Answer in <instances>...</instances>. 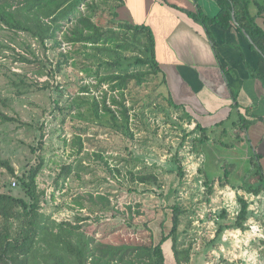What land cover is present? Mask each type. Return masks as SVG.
<instances>
[{
    "label": "rangeland",
    "instance_id": "obj_1",
    "mask_svg": "<svg viewBox=\"0 0 264 264\" xmlns=\"http://www.w3.org/2000/svg\"><path fill=\"white\" fill-rule=\"evenodd\" d=\"M108 6L115 7L112 2L105 5L106 18L115 11L116 18L125 21L118 18L117 8L110 10ZM27 44L34 55L26 48ZM69 48L70 45L63 44L60 49ZM57 50L50 41L41 45L26 33L15 34L0 27V111L15 119L0 120V153L17 175L44 157L45 164L37 177L38 188L44 191L41 213L50 221L73 220L77 213L72 209L73 199L77 194L107 193L116 207L126 211L125 216L127 206H133V221L138 225L129 226L124 216H112L111 212H93L90 219L80 222L86 234L114 242H149L150 237L158 242L162 233H168L171 228V205L178 203L183 210L179 247H191L189 264H264V191L253 195L239 188L256 179L250 173V157L256 152L247 138L240 136V130L232 126V121L237 119L235 110L222 126L225 132L219 135L209 132V139L200 144L193 140L200 137V131L184 138L195 127L185 118L184 111L155 95L166 94L167 86L162 85L155 92L153 82L140 87L131 82L127 104L138 100L135 111L146 106L147 119L146 116L136 119L135 138L128 139L99 126L97 120L85 121L74 115L77 110L89 114L91 96L100 99L101 90L108 88V84L95 86V70L98 67L100 72L110 70L105 63L108 54H98L105 58L102 62L94 52L89 50L90 54H86L77 48L68 64L53 73L51 63L57 59ZM88 83L91 84L89 94L80 89ZM71 100L75 105L69 108ZM173 101L176 103L175 98ZM75 134H81L84 140L80 154L70 144ZM95 151L101 152L112 166L126 165L136 171L155 173L158 184L133 185L122 177L120 184L106 171L104 163L94 158ZM80 162L87 168L80 171L81 178L72 175L63 184L60 180L56 185V175L63 164ZM230 166L233 168L228 172L229 184L225 185V172ZM13 180L16 178L0 167V192L11 188L15 195L22 194ZM132 186L136 190H130ZM240 196L249 203L246 229H226L220 241L211 242L222 209L227 211L226 219L232 220L240 210ZM81 212L86 213V209ZM98 215H101L99 219ZM253 225L259 227L256 234L251 231ZM169 246L168 240L163 246L164 255L167 264H175Z\"/></svg>",
    "mask_w": 264,
    "mask_h": 264
},
{
    "label": "trees",
    "instance_id": "obj_2",
    "mask_svg": "<svg viewBox=\"0 0 264 264\" xmlns=\"http://www.w3.org/2000/svg\"><path fill=\"white\" fill-rule=\"evenodd\" d=\"M113 1L115 0H0V27L9 29L15 34L26 33L41 45L50 41L53 48L58 49L57 59L54 64L51 63L54 66L51 69L53 73L61 71L63 66L68 64L71 53L77 48L83 49L86 54H90L89 50L94 52L100 61L102 59V62L105 58L98 54H108L105 63L110 70L100 72V67L95 70L97 75L95 86L99 88L103 84H108V88L101 90L100 99L94 95L91 96L89 114L77 110L74 114L77 117L90 122L97 120L99 126L110 128L128 139H134L137 129L134 122L137 118L146 116V106H141L135 111V104L138 100L127 104L129 99L127 91L131 82L136 87L149 86L148 84L153 82L155 92L162 85L168 87L166 94L156 93L155 95L162 96L173 108L182 109L185 118L190 122L192 117L186 112L185 107L173 101L166 74L156 59L152 29L146 24L120 21L116 18L115 11L111 13L110 18H106L105 5L112 2L115 7L108 6V8L110 10L117 8V3ZM216 2L219 9L214 16L205 15L199 9L196 12L189 10L185 12L195 22L202 24L206 28L208 37L213 40L209 26L229 28L233 24L232 11H234L237 29L239 31L243 29L260 50L256 67L245 63L249 77L258 79L264 87V30L256 23V17L264 12V0H216ZM252 3L257 7L255 14L250 11ZM63 44L70 45V48L60 49ZM251 47L254 48L252 44ZM26 48L31 51L30 45L27 44ZM23 58L26 59V57ZM80 89L89 94L91 84H82ZM233 97L236 100L235 96ZM74 105L75 101L71 100L68 107L72 108ZM238 107L239 104L236 101L232 110ZM236 113L238 118L234 124H239L238 130H246L253 121L246 119L245 115L238 110ZM92 116L94 119L91 118ZM0 120L7 122L15 119L0 111ZM85 129L79 128L81 131ZM196 131H200V137L193 140L200 144L207 141L208 133L212 132L208 127H203L196 122L193 130L186 133L184 138ZM64 142L66 143V139ZM70 144L76 147L74 151L76 154L84 150V140L81 134L73 135ZM93 155L95 159L104 163L106 171L120 184L123 183L120 177L132 182L133 185L151 182L158 184V177L155 173L136 171L134 167L126 165L112 166L104 160L99 151L93 152ZM259 158L258 154L250 157V173L256 177L255 181L239 187L253 195H259L264 191V174ZM126 161L129 163L130 160ZM44 164L45 159L41 156L36 165L30 166L27 171L17 175L14 167L7 159L2 158L0 153V167L6 168L9 174L16 178V185L22 192L20 195H15L12 193L10 184L8 191L0 192V219L2 220L0 264H167L163 246L168 240L170 241L168 251L172 253L175 264L190 263L191 247H179L180 214L183 210L178 203L171 205V228L168 233H162L158 242H155L153 237H150L149 242H114L107 238L97 239L86 234L81 229L80 222L90 219L93 212L101 214L111 212L112 216H124L129 226L138 225L133 221V206H127L128 215L125 216L126 211L116 207L107 193L77 194L73 199L72 209L77 212L73 220L50 221L40 211L44 191L40 190L37 185V177ZM123 168L125 171L121 170ZM232 168L233 166L228 167L225 172V185L229 184L228 172ZM81 170H87L81 162L63 164L56 175V185L60 180L63 184L72 175L81 178ZM130 190H136L135 186H132ZM239 201L240 210L232 220L226 219L227 211L222 209L216 219V231L211 242L220 241L226 229H246L249 203L242 196L239 197ZM83 209H86V213L81 212ZM136 212L140 213L138 209ZM100 216L98 215L97 218L99 219ZM143 226L148 227L147 223H143Z\"/></svg>",
    "mask_w": 264,
    "mask_h": 264
},
{
    "label": "crops",
    "instance_id": "obj_3",
    "mask_svg": "<svg viewBox=\"0 0 264 264\" xmlns=\"http://www.w3.org/2000/svg\"><path fill=\"white\" fill-rule=\"evenodd\" d=\"M113 2H119L118 18L152 29L156 59L163 67L173 98L191 115L192 124L199 122L211 129L213 135L225 132L222 126L237 101L239 107L235 112L238 110L253 121L246 130H240V136L246 137L260 156L264 174V87L258 79L249 77L245 65L247 62L256 67L258 52L234 23L227 29L210 25L211 40L206 28L185 12L199 9L214 16L219 9L216 0ZM250 11L256 13L254 3L250 4ZM256 23L264 30V12L256 17ZM235 121L232 126L238 131Z\"/></svg>",
    "mask_w": 264,
    "mask_h": 264
},
{
    "label": "water",
    "instance_id": "obj_4",
    "mask_svg": "<svg viewBox=\"0 0 264 264\" xmlns=\"http://www.w3.org/2000/svg\"><path fill=\"white\" fill-rule=\"evenodd\" d=\"M232 19H233V23L235 24V25H237V22H236V20H235V17H234V11H232ZM242 32L244 33V35L246 36V38L248 39V41L253 45V47L255 48V50L258 52V53H260V50L253 44V42H252V40H251V38H250V36L242 29Z\"/></svg>",
    "mask_w": 264,
    "mask_h": 264
},
{
    "label": "built area",
    "instance_id": "obj_5",
    "mask_svg": "<svg viewBox=\"0 0 264 264\" xmlns=\"http://www.w3.org/2000/svg\"><path fill=\"white\" fill-rule=\"evenodd\" d=\"M13 185H16V180H13ZM251 228V231L253 232V233H257L258 232V230H259V227L258 226H256V225H253V226H251L250 227Z\"/></svg>",
    "mask_w": 264,
    "mask_h": 264
}]
</instances>
